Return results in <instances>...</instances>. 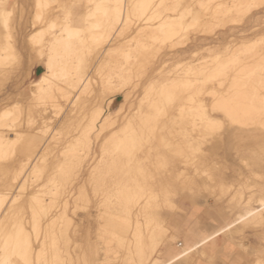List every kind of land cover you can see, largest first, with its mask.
<instances>
[{"label": "bare ground", "instance_id": "1", "mask_svg": "<svg viewBox=\"0 0 264 264\" xmlns=\"http://www.w3.org/2000/svg\"><path fill=\"white\" fill-rule=\"evenodd\" d=\"M92 1H94V11L89 10L85 12L84 21L86 24H89L88 22L96 17L97 21H110L111 18L113 21L118 22V25L120 22V32L125 35L124 32L129 28L128 26L131 23V17L133 15H139L140 19L141 16L146 17L149 15L148 18L146 17L145 25L141 27L142 29H138V31L140 30L138 34L147 36L150 43L152 40V44H154L153 42L157 43V41L158 44H162L164 42L161 40L167 41L171 39L174 32L177 33V31H180L175 30L174 25L177 23L179 25L183 24L182 28L185 27V31L183 29V32H186L188 29L189 32L191 28H193L191 30L196 28L206 31L210 29L212 25L214 27V23L211 25L212 22L218 21L221 25L222 22L226 21V25L228 22L231 24L233 21L236 22L235 19H237V16L240 14L244 15L243 13L247 11L246 9L248 7V13L245 12V14L251 13L253 8L258 4L262 5L260 8L264 5V0H252L251 3L256 4L251 6V8L253 7L252 9L249 6V0H222V2L215 0L218 3H215V1L213 3L212 0H91V2ZM110 1L115 2L117 6L113 11L111 10L112 12L106 9L107 3ZM34 3L36 5L35 7H38V9L45 8V11L47 5L50 4L49 0H34ZM8 4L9 0H0V42L3 41V36L7 37L11 32L8 22L11 18V16L9 18L10 13L7 8ZM179 7H185V11H183L184 9L181 10ZM258 7L255 8L257 9ZM177 8L180 9V12H183V15L177 18L180 19V21L178 20V22H176L177 20L175 18L174 20H176V23L167 21V15L163 18L166 19L165 22L159 24L158 27H153V22L154 25L156 22L152 20L153 16L159 21L161 17L160 13H163L164 10H170L169 12H171L172 9L175 10ZM250 9L251 12L249 11ZM10 12H12V10ZM179 13L177 15H179ZM159 14L160 17L157 16ZM164 15H166V13H164ZM42 16L43 13H38L37 10V21L41 20ZM163 19L161 20L163 21ZM182 19H185V24L182 23ZM161 20L159 22H161ZM218 22H215L216 25ZM99 23H101L100 25H102L103 28L105 27L103 22ZM95 24L98 26L97 22ZM179 25H177L176 28H181V25ZM51 27L55 26L51 25ZM106 27H108L107 24ZM221 27L224 28L225 26ZM216 28H218V25L214 27V30ZM52 29L53 28H51V30ZM97 30L96 28V31ZM108 30L109 29H107L106 33ZM214 30H209L210 32L207 31L205 33H212L213 31L212 34L214 35ZM64 31L66 33L65 36L60 33L61 35L58 34L54 40L48 44L47 48L49 52L47 51L46 54L43 49V47L46 48V45H43L41 48L32 47L36 52V56L34 57L37 60V64L44 65L45 68L40 76L31 83V86H28V99L30 100V102L28 100V104L30 103V106L27 104V107H30V109H27V112L30 111L28 112L30 114L36 113L45 120V118H47L45 114L49 109H58L61 100L69 99L68 95L73 92L71 90L72 92L69 93L70 88L78 89L79 87L80 93L78 97L74 101L72 100V104L68 100L71 104V107L68 108L70 111L77 108V112L78 109L87 110V112L84 111V114L87 113L88 116L85 114L86 117L84 116L83 119L81 117L82 120H80V122L82 123V121H84V125L81 124V128L79 125L77 127L81 130L79 136L71 134L72 137H77L73 138L74 140L71 138L73 142L70 145L68 143L66 151L63 149V157L57 155L62 158L58 159L54 157L55 160L56 158L58 159L56 160L58 163L53 159V164L48 163L45 159L48 149L51 148L50 144H47L45 148H43L39 157L35 154V159L32 158L34 153L38 151L36 147L40 143V139L43 138L42 136H37L38 138L35 137L34 139L32 138L33 140L27 144L28 137L21 136L20 134L22 133H9L0 130V264H167L168 262L165 260L167 255L165 249L170 243L177 242V238L179 237H175L173 232H171L174 228V224L172 226L166 222L165 216L163 215V208L167 206L171 209L178 210L179 213L182 211V208H174L172 204V196L177 191V187H182L187 183H193L196 189L215 194L208 182L210 178L207 180L206 178L198 176L201 159L207 157L206 149L209 151L219 149L220 141L218 137L222 129L225 131L232 129L237 133L246 134L249 141L256 139H262L264 141V133H256L257 131L264 130V49L259 47L260 44L256 43L258 48L255 44L247 43L248 45L250 44L249 47L247 45L243 50L240 47L241 51L239 48L240 45H237L239 49L235 48V50H232V47V49L230 48L229 50L227 48L228 50H225V55L214 56L215 58L213 57L211 61L204 62L189 71L187 70L188 72L186 71L187 73H185V75H181L180 77L175 75L177 77L166 78L158 82H155L156 80L149 81L145 86L144 96L139 100L138 110L135 114L133 113L134 115L132 117L128 118V116H124V118L121 119L123 122L121 126H117L119 129L117 128V131L110 135L109 138H107L108 141L102 145V158L96 163L94 168H92L91 175L90 173L88 174L90 178L88 176L89 180L86 181L90 183L88 184L87 182L91 187L90 191L93 194L94 204L97 206V210L94 209V211H98V214L96 213L97 223L93 228L89 226L81 231L75 221V210L82 207L85 209L88 208L89 210L88 205H91L90 203H92V200L85 190V186V188H81L78 191L77 196H75L73 190L75 188L74 182H76L77 177H79L78 171L81 172L79 168H81V170L83 168L81 165H83V159L85 160L84 156L87 157L85 153L87 151V155H89V152L92 151V146H90L92 133L95 131L101 133L105 129L108 132L107 128L110 127L109 129H111L115 127L118 124V115L124 111L127 105L131 104V101L129 94H126L124 102L122 104L120 103L117 107V113H115L117 115L110 112L107 114L105 113L104 109L106 106L104 108L103 104H106L105 101L107 100L104 101V99L111 97L110 100H113L114 97H112L111 94L114 92L117 85H111L112 83H110L100 88L97 87V82V85H92L93 77L89 76L91 75L89 74V69L92 66L93 60L89 53L91 48L85 46L84 40L80 36L81 33L83 34L82 30L74 28L73 26H67ZM177 34L179 35V33ZM31 35H35V32ZM120 35L121 34H119V36ZM144 35L140 36V40ZM99 36L103 38L104 34L103 36L99 34ZM183 36L185 37V33ZM10 37L12 38V36ZM97 37L92 36V39L90 38L91 40L88 38V40L92 42V45H94V48L95 45L97 46V43L102 40L100 37ZM256 37H254V39ZM35 38L37 37H32V44H29L34 45L33 40H35ZM122 38L125 39L124 36H120V39ZM6 39L8 38L4 40ZM123 39L121 41H124ZM140 40H136V42L138 41L136 46L137 44L140 45L139 42L141 45H147L148 42L146 43L143 38V41ZM256 40H259V38ZM159 41L161 42L159 43ZM244 41H246V39ZM262 41H264V38ZM5 42L3 41L1 45H4ZM171 43L172 42H170V44ZM260 43H262L261 39ZM177 44L178 43H176V45ZM6 45L7 43L4 46ZM141 45L140 48L136 50V56H134L135 50L133 51L134 53L132 56L135 59L129 64L128 62L132 60L131 51L129 53L128 51L124 53L126 50L122 49L125 47L123 44L121 46L122 48H120L122 52H118L122 53L120 55L122 62L120 58H117V60H111V63L110 61L109 64L107 63L110 65L108 66L110 73L112 71L117 72L118 78L120 77V82L121 79L127 80L129 78L128 80H131V74L133 77L137 74V77L140 75L138 73L142 72L143 68L146 67L145 65L150 64L148 61L152 56L151 54L154 55L156 53L155 50L157 49L155 48L154 50V47L157 45H152L153 48H148L145 45L141 47ZM262 45H264V42ZM100 47H98V49ZM3 48H5L7 53L10 50L9 47ZM3 48L1 47V50L4 51ZM84 48H86V50ZM150 48L152 50H150ZM131 50L133 49L131 48ZM153 50L155 53H153ZM115 54L119 55L117 53ZM10 56L13 57V55ZM17 56L18 55H16V57ZM16 57L14 56L12 61H14L13 59ZM110 57L111 55L109 58ZM9 59L10 58H8V61ZM0 60H2V58ZM9 62L11 63V61ZM124 63L125 65L126 63L129 65L128 67L126 65V69H124ZM33 64L34 60H32V66ZM208 64L212 66H208ZM146 71L148 70L143 72ZM134 73L136 74L134 75ZM190 74L191 77H189ZM26 75L28 76V74ZM112 75L113 73L110 74V77ZM107 76L109 77V74H107ZM107 76L106 78H108ZM61 77H63V79ZM110 77L106 82L104 81V84L109 83V79L110 81L113 80V77ZM126 80L122 81L125 82ZM95 87L96 89L98 88V90H96ZM118 90L116 89V92ZM89 94H91V96H89L91 98L87 97ZM19 105L16 106L18 107ZM110 106H108V110H110ZM18 108L19 109L16 108V110H22L20 107ZM4 109L5 108H3V110ZM5 110L3 111L4 114H6ZM16 113H18V111H16ZM75 113L76 111L71 113V115H75ZM82 113L78 112L76 114L81 115ZM4 114L0 116H7ZM18 115L19 114H17V116ZM26 115H28L26 119L28 122L30 116L29 114ZM81 116H83V114ZM37 117L36 115V118ZM72 117L74 118V116H71V118ZM71 118L69 116H67V118L65 117L66 122H62L63 125L66 124L67 127V125H69L67 121L70 120L69 122H71L73 119ZM31 121L32 120H30V122ZM7 122L3 121L2 123L4 125V123ZM75 122L72 124L70 123L71 125L69 126L76 125ZM177 122L179 124L185 123V130L181 127L178 132L177 129L180 128L178 124V128L176 127L177 131L174 133V123ZM77 123L79 124V119ZM20 125H22V122ZM38 125L36 124V126ZM41 125H39V127H42ZM66 127L63 126V129ZM70 127L66 128L68 134L72 133L69 132ZM71 128L70 130L72 131ZM63 129H61V131ZM8 130L10 131V129ZM66 130H64V132ZM45 131L48 132L46 129ZM73 131L74 134H76L75 131L78 132L77 129ZM64 132V135L62 132L61 135L66 138L68 134ZM45 133L46 132L43 134L45 135ZM173 133L175 135L179 133L180 136H185L183 137L185 144L179 142L176 144L174 142L175 135ZM230 133L229 131V134ZM40 134H42V130ZM61 135H59V137H61ZM172 135H174V137H172ZM247 136L245 137L246 139ZM50 137L52 136L50 135ZM67 137L70 139L71 136L69 135ZM58 139L62 140V137ZM67 139H64V143H67ZM50 141L52 142V140ZM60 142L63 143V141ZM61 143L59 144L61 145ZM60 145L58 147H60ZM66 146L64 148H66ZM261 150L259 151L263 152L264 155V143ZM52 152L50 153L51 156L54 155V152L53 154ZM184 153L186 166L182 163L183 161L181 163L178 162L179 158L182 159L179 156H182ZM96 155L98 157V154ZM96 155L94 157H96ZM31 160L33 161L30 164ZM147 160L148 162L153 161V163H151L153 164L152 167L149 166L150 164ZM179 163L180 166L181 164L184 165L182 166L185 168V172L182 169L183 167L181 168L178 166ZM89 169L91 170V167ZM209 174H212L211 179L214 180L215 176L213 172L211 171ZM43 175H47V177L42 179ZM189 176L192 178L197 177V180L189 181ZM78 184L79 182L77 185ZM185 192H187V190ZM261 202L262 210H255L257 216H261L262 212H264V199H262ZM250 210L252 211V209ZM85 211L86 210H84L83 213H85ZM91 217L93 218V215ZM86 218H88L87 214ZM93 221L95 222V220ZM178 245L177 243V246ZM182 246L181 242L180 247ZM188 251L189 250L184 251V256ZM258 261L259 260L256 262ZM210 262V264H215L212 253L210 254Z\"/></svg>", "mask_w": 264, "mask_h": 264}, {"label": "rangeland", "instance_id": "2", "mask_svg": "<svg viewBox=\"0 0 264 264\" xmlns=\"http://www.w3.org/2000/svg\"><path fill=\"white\" fill-rule=\"evenodd\" d=\"M55 1L56 0H49L50 4L47 5L46 11H45V8H41V9L39 8L38 9V7H35L36 5L34 3V0H9V4H8L7 8H8L9 13H10L9 18H10V16L12 18V19L10 18L8 21L9 26H10L9 29L11 28L10 29L11 32H10V35H8L7 37L3 36V38H2L4 42L6 40L8 41V42L7 41L5 42V44L7 43L6 46H4L5 44L1 45L3 43V41L0 42V54H1L0 59L2 58V60H3V61L0 60V62L2 61L1 62L2 64L4 62H6L3 65L0 63V79H1L0 80V115H3L4 114L3 111L7 108L5 110L6 114H4L7 116H0V130L4 131V132H9V133L10 132L11 133L18 132L19 134L22 133V134H20L21 136L28 137L27 138V140H28L27 144H29L31 142V140H33L35 137L42 136L43 138L40 139V143L36 147L37 148L36 150H38V151H36V152L34 151L35 153L32 157L34 159H35V154L38 157L40 156V154H41L40 152H42L43 148H45V146L47 144L51 145V148H49V149L50 150L52 149L54 152V155L51 156L50 153L52 152V150L50 152V150L48 149V152L46 153V156H45V159L48 163L53 164L54 160H55L54 157H57L58 159L63 157L62 153L64 152V150L66 151V149L68 148V143L70 145L74 140L73 138H76L77 136H79L80 131H81V130H79L81 128L80 125L81 124L84 125V121H82V123H81L80 120H82L83 117L85 116V114H87V113L84 114V111L87 112V110L78 109L79 113L83 112L82 113L83 116H81L82 114L81 115L79 114L80 117L78 114H76V113H78L77 108L74 110H71V111L69 110V108L71 107V104H72L71 102H73L78 97V94L80 93L79 87H78V89L77 88H70L69 93H71L72 91L73 92L68 95L69 99L61 100L60 107H59L60 109L59 108L55 109V110L52 108L49 109L47 111V113L45 114V117H47V118H45V120L40 115H38L36 113L30 114V113H28L30 111L27 112V109H30V107L29 108L27 107L28 105L30 106V103L28 104L29 87L31 86V83L36 78H38L40 76V74L44 71V68H45L44 65H38L37 64V60L34 57V56H36V52L32 49V47L33 48H36V47L41 48L43 45H46V48L43 47L45 54H46V52L48 51V48H47L48 44L50 42H52L58 34L59 35L62 34L64 36L66 35L64 30L66 29L67 26H73L74 28L82 30L83 34L81 33L80 36L84 40L85 46H87V48L88 47L91 48L89 53H90V56L93 60H92V66L89 69V74H91L89 76L93 77V82H92L93 84L92 85L94 86V85L100 84L99 86L97 85V87H99V88L103 85L110 84V83H112L111 85H115V86L117 85L114 92L111 94V96L114 97L113 100H110L111 97H107L104 99V101L107 100V101H105L106 104H103L104 108L106 106V108L104 109L105 113L106 114L109 112L114 113V114L117 113L116 112L117 107L119 106L120 103L122 104L124 102L126 94H129L130 101L132 104V106H131V104L127 105V107L124 109V111L118 115L117 119H118L119 125L115 124L116 125V126L114 125L115 127L111 128V129H109L110 127L107 128L108 132L106 129H105L106 131L104 130L106 132V135H105L104 131H102L101 133H99L97 131L92 133L91 143H90V146H92V148H91L92 151L91 152L88 151L89 155H87V151L85 153V155L87 157L84 156L85 160L83 159V162H82L83 165H81V167H83V168H82V170H81V168H79V170L81 172L78 171V173L80 175L77 173L79 177H77V179H76L77 181L74 182L75 188L73 190V193L75 194V196H77L78 191L81 188L86 187L85 190L88 192V194L90 195V199L92 200L91 201L92 203H90L91 205H88L89 210H88V208L85 209L84 207L78 208L77 210H75L76 211V215H75L76 224H78V228L81 231H83L86 228H88L89 226H90V228H93L96 225V223H97V220H96L97 216L96 215L98 214V211H94V209H96L97 206L94 204V201H93L94 198L92 196L93 194L90 191L91 187L88 185L90 183L88 181H86V180H89V178H90V176L88 174L90 173V175H91L92 168H94L96 163L102 158L101 157L102 156V145H103V143L108 141L107 138H109L110 135H112L114 132L117 131V128H118L117 126H121V123L123 122V120H121V119H123L124 116L125 117L128 116V118L132 117L136 113V111L138 110L139 100H141V98L144 96V89H145V86L147 85V83L149 81H155L156 80L155 82H158V81H163L166 78H175L177 76L180 77L181 75H185V73H187L190 69L197 67V66L203 64L204 62L211 61L214 56L216 57L217 55H219V56L225 55L226 51L228 49L230 50V48L232 49V47H233L232 50H235V48L239 49L240 47L243 50V48L247 47V45H248L247 43H252L255 45L257 43V44H260L259 47L264 49V45H262L264 42V41H262V39L264 38V5H263V7L260 8V6H262V5L258 4L257 6H255V7L259 6L257 9L255 7L254 8L252 7L253 11L251 12V9H252L251 6L256 5V4L255 3L252 4L251 3L252 0H249L250 1L249 6L251 8L249 11L251 13L245 14V12L248 13V8H249L248 7L246 9L247 11H245V10H244L245 12L243 11L244 12L243 14L246 16L240 14L239 16L236 17L237 18V19H235L236 22L233 21L230 24L227 21L228 24L226 25L225 24L226 21H225V22H222V24L220 25L218 21H215V22H218L217 25L219 28V29L216 28L215 29L216 31L214 30V27L217 26L215 22L211 23V25L214 23V27H213V25L212 26L210 25L211 26L210 29H208L206 31L204 29H201V28H200L201 30H198L196 28L194 30H191V29H193V28H191L189 32H188L189 29L186 31L187 33L183 32V29L185 31V27L182 28L183 24L182 25L180 24L182 30H181V28H176L177 25H179L177 23L174 25V27H175V30H180L179 32L177 31V33H179L180 36L176 32H174L173 36L171 38L172 40L171 39H169L167 41L161 40L162 42H164V43H162L164 45H162L160 43L161 41H159L160 44H158V41H157V43L153 42L154 44H152V40L150 43V41H148V37L145 36L144 34H142L144 36L141 37V40L143 38L146 41V43L148 42L147 45L146 44H142V45H145L148 48L149 47L153 48L152 45L155 46L158 44L156 47H154V50L156 48L157 50H155V52L157 53L159 51L158 52L159 54L158 53L156 54L153 50V53H155L156 55L154 54L155 55L154 56L153 54H151L152 55L151 57H153L154 59L150 57V59L148 61L150 64L148 65L147 64L148 62H147L146 63L147 65H145L146 67L143 68V71H145V70H148V71H146V72L142 71V72L138 73L140 75H138L137 77H136V75H137L136 73H134V75L136 74L134 77L131 74V77H132L131 80H128L129 78L127 77L128 78L127 80L121 79V82H122L121 83L119 80L120 77L118 78L117 72L112 71L110 73L109 68H108V66H110V65H108L109 61L111 63L112 62L111 60H115V59L117 60V58L118 59L120 58V55L122 53H118V52H120V51L122 52V50L120 49V48H122L121 47L122 44H123V46L125 45V47H124L125 49L122 48L123 50H126L124 53H127V51L129 53L131 51L130 52L131 56L134 52H135L134 56H136V50H137V48L139 49L140 45H141V43L139 42L140 45L137 44V46H136V43H138V41L136 42V40H138V39L140 40V36H142L141 34H138V33H140V30L138 31V29H140L141 27H143V25H145L144 23H145L146 17L148 18L149 15H147L146 17L141 16V19H140L139 15H137V14L133 15L131 17V23L128 26L129 28L127 27L128 29H126V31H125L126 33L124 32L125 35H123L120 32V28H121L120 22L118 25V22L113 21V19H111V18H110V21L109 20L108 21H101V20L97 21V19H96L97 17H96V18H93L92 20H90V22H88L89 24H86V22L84 21V14L86 11H89V10L94 11L93 10V8H94L93 2L94 1H92V2H91V0H59V1L57 0L56 2ZM212 1L214 3L215 0H212ZM217 1L222 2V0H217ZM217 1H215V3H218ZM13 5H14V7H13ZM116 7L117 6L115 5V2L110 1L109 3H107L106 9H107V11L110 12L111 10L113 11ZM195 7H196V5H195ZM179 8H181V7H179ZM177 9H175V10L172 9L171 12H169L170 10H164L163 13H160L162 18L160 17V14L157 15L158 17H160L159 21L161 19H163L164 17H166L167 15H168L166 17L167 21H172L174 23L178 22V20L180 21V19H177V18L178 17L180 18V15H183V12H180V9H178V11L181 13L180 14L177 11ZM11 10H12V12H10ZM37 10H38V13L39 12L43 13L42 19L39 21H37V19H36ZM181 10L185 11V7H182ZM167 11H168V14H167ZM177 12L179 13V15H177L178 14ZM164 13H166V15H164ZM241 15L244 17H242ZM240 17H241V20H240ZM174 18L177 21L174 20ZM155 19H156V17L153 16L152 20L156 21L155 25H154V22L152 24L154 28H155V26L158 27L159 24L166 21V19H163V21L161 20V22H159L158 19H156V20ZM77 21H78V23H76ZM96 22L98 23V26L95 24ZM99 22H103L105 24L104 28H106V29H104L102 27V25H100L101 23H99ZM182 23L185 24V19L183 20ZM238 23H240V24H238ZM106 24L108 27H106ZM146 24H148V23H146ZM149 24H150V22H149ZM51 25H53L55 27H51ZM221 26H225V27L222 28ZM51 28H53V29L51 30ZM96 28L98 29L97 31H96ZM107 29H109V30L106 33ZM209 30H214V35L212 34L213 31H212V33H205ZM195 31H197V32H195ZM34 32H35V35L32 36L31 34H34ZM181 33H182V35H181ZM184 33H185V37L183 36ZM204 33L208 34V35H205ZM99 34L102 36L104 34L105 39H104V36L102 38L99 36ZM108 34H109V36H108ZM119 34H121L120 36L125 37V39L122 38L124 41H121L122 39H120ZM209 34H212V35H209ZM30 35L32 37H34V36L37 37V38H35V40H33L34 45H31L32 44V42H31L32 37ZM97 35H98V37H97ZM10 36H12L13 39ZM92 36L97 37V38L100 37L102 39L101 40L102 42L99 39L100 42L97 43V46L95 45V48H94V45H92V42L89 41L92 39L91 38ZM107 36H108V38H107ZM256 36H258V37H256ZM30 37H31V41H30ZM240 37H241V39H240ZM254 37H256V38L254 39ZM5 38H8V39L4 40ZM88 38H89V40H88ZM235 38H236V40H235ZM258 38H259V40H256ZM245 39H246V41H244ZM260 39H261L262 43H260ZM149 40H150V38H149ZM0 41H1V38H0ZM145 41H144V43H145ZM236 41H239V42L241 41L242 43H244V42L245 43L242 44L241 42L239 43ZM170 42H172V43L170 44ZM29 43H31V44H29ZM102 43H103V45H102ZM176 43L180 44L181 46L177 44L178 45V47H177ZM236 43H238V44H236ZM126 44H127V46H130L133 50H131L130 47H127ZM241 44H242V46H241ZM142 45H141V47H143ZM182 45H183V47H182ZM237 45L238 46L240 45L239 48ZM249 45H248V47H249ZM1 47L2 48L3 47H6V48L9 47L10 50L8 51V49H7V51H8V53H7L5 48H3L5 51L4 52L3 50H1ZM98 47H100V48L98 49ZM109 47L112 49H110ZM151 48H150V50H152ZM241 48H240V50H241ZM84 49L86 50V48H84ZM240 50H237V51H240ZM107 52H109V53H107ZM13 53L18 55L17 56L18 59H17L16 55H14ZM95 53H97L98 55ZM113 53H114V55H113ZM115 53H117L119 55H116ZM10 55H13V57ZM19 55H20V58H19ZM108 55L109 56L111 55V57H113V58L115 57V58L114 59L111 57L109 58ZM157 55H159V56H157ZM8 56H10V57H8ZM14 56L16 57L15 59H17V60L13 59L14 61H12V58H14ZM7 57L10 58L9 61H11L12 64L8 61ZM103 57H105V58H103ZM155 57H156V59H155ZM131 58H132V60L130 59L131 61H129L128 64L135 59L133 56ZM32 60H34L33 66H32ZM120 60H121V58H120ZM121 62H122V60H121ZM29 63L31 64V66ZM126 65H127V63H126ZM126 65L124 63V65H123V66H125L124 69H126ZM188 65H189V67H188ZM128 66L129 65H127V67ZM208 66H212V65L208 64ZM100 67H101V69H100ZM112 73L114 76L112 75L110 77V74H112ZM26 74H28V76ZM107 74H109L110 78L113 77L112 78L113 80L110 81V79H109V83L104 84V81L106 82L107 79L109 78L107 76ZM105 75L108 78H106ZM175 75H177V76H175ZM152 76L153 77L156 76V77L153 78ZM189 77H191V74L189 75ZM192 77L194 78L193 75H192ZM61 78L63 79V77H61ZM102 78L105 80H103ZM2 79H4V80H2ZM122 80L123 81L126 80V81L123 82ZM94 82H95V84H94ZM96 82H97V84H96ZM99 82H101V83H99ZM120 88H122V89H120ZM95 89H96V87H95ZM116 89L117 90L120 89V90H118L116 92ZM96 90H98V88ZM74 92H75V94H74ZM89 96H91V94H89L87 97H89ZM89 98H91V97H89ZM68 100L71 104L68 102ZM22 102H24V103H22ZM29 102H30V100H29ZM108 102H110L111 104ZM12 105H14V106L19 105L18 107H20L22 110H20V111L16 110V108L17 109H19V108L17 106L14 107ZM107 105L108 106L111 105L109 107L110 110H108ZM4 106H6V107H4ZM86 106H87V104H86ZM3 108H5V109L3 110ZM16 111H18V113H16ZM73 111L74 112L76 111L75 115L74 114L71 115V113H74ZM21 112L22 113L24 112V113L22 114ZM20 113H21V116H20ZM17 114H19V115L17 116ZM26 114H29V116H30L28 122L26 120L28 118V115H26ZM125 114H128V115H125ZM36 115L39 118L38 117L36 118ZM115 115H117V114H115ZM48 116H49V118H48ZM67 116H69L70 118H71V116H74V118L77 120H75L72 117L73 118V119L71 118L72 121L69 122L70 121L69 120L67 122L69 123V125H71L72 123H74L76 121L75 123L77 126L74 124L71 126L72 127L71 128L69 125H67V127H66V124L63 125L62 122H64V123L66 122L65 117L67 118ZM87 116H88V114H87ZM3 117H5V118H3ZM17 117L19 119L21 117V119L19 120ZM81 117H82V119H81ZM2 118H3V120H2ZM78 119H79V124L77 123ZM30 120H32V121L35 120L37 122H35V121L30 122ZM85 120H86V118H85ZM3 121L4 122L8 121V122L4 123V125H3V123H2ZM21 122H22L23 126L20 125ZM44 122H45V124H44ZM38 123H39V125L42 124L41 125L42 127H39ZM5 124L8 127H6ZM25 124H27V125H25ZM36 124L38 126H36ZM178 124H179L178 122L174 123V125H175L174 133L177 130L179 132L181 127L183 130H185V123L179 124L180 128H178ZM43 125H44V127H43ZM78 125L80 128H77ZM63 126L66 128L70 127L72 129V131L69 128V132H72V133L68 134V132H67L68 130H66V128L63 129ZM225 126H226V124H225ZM48 127H50L51 129ZM55 127H56V129H55ZM8 129H10V131ZM45 129L48 130V132L45 131ZM61 129H63V130L61 131ZM75 129L78 130V132L75 131L76 134H74V131H73ZM22 130H23V132H22ZM41 130H42V134H40ZM57 130L59 132L61 131L62 134H63L64 130H66L64 133L68 134L67 136L70 135L71 136L70 139H69V137L66 136V134H65L66 138L63 136L64 134L61 135V132L59 134V132ZM229 131L231 132L230 134H229ZM229 131H225L222 129V131L220 132V136L218 137V140L220 141L219 149H217L215 151H209L206 149L207 157L201 159L199 170H198V176L199 177L206 178L207 180L210 178V180H208V182H209L211 189L215 192V194L208 193L207 191H201V189H196L195 184L193 185V183L192 184L187 183L189 185L184 184L182 187L178 186L177 191L172 196V200H173L172 204L174 205V208H176V207L182 208V211H180V213H179L178 210L171 209L167 206H165L163 208V210H164L163 215L165 216L164 218L166 219V222L168 224H171L172 226L174 224V226H173L174 228L171 230V232H173L175 237H179V238H177V242L170 243L169 246L165 249V252L167 253L165 260L168 262L167 264H199V263L200 264H210L211 263L210 262V254L211 253L213 256L214 263H215L216 257H217V252L219 251V249L225 245H228V244H231L233 247L230 248V250H229L230 256H228L229 258L227 257L228 258L226 260L227 264H257V263L258 264H260V263L264 264V212H262L261 216H257V214L255 212L256 209L262 210L261 200L264 199V155H263V152H261L262 151L261 147L263 146L264 141L262 139H259V140L256 139V140L249 141V138L246 134L237 133L235 130H232V129H230ZM44 132H46L45 135L43 134ZM56 133H58V134H56ZM256 133L257 134H263L264 130L263 131H257ZM71 134L77 135V136L72 137ZM177 134L179 135V133H176V135L174 134L175 137H174V135H172V137L175 138L174 142L176 144H178V142L185 144V142H184L185 140H183V137H185V136H180V135L178 136ZM50 135L54 138L50 137ZM59 135H61L62 140L58 139V138H61V137H59ZM104 135H105V137H104ZM228 135H229V137H228ZM246 136H247V139L245 138ZM71 138L73 139L72 141H71ZM64 139H67V141H66L67 143H64V141H65ZM105 139H106V141H105ZM50 140H52V142ZM68 140H69V142H68ZM60 141H63V143L65 145L63 143H61ZM262 141H263V143H262ZM58 142L61 143V145ZM51 143L52 144L54 143L53 145H55V146H53ZM57 143L60 145V147H58L59 145ZM66 144H67V146H66ZM62 145H64V146H62ZM65 146H66V148H64ZM58 149H59V153H58ZM259 150H261V151H259ZM53 152H52V154H53ZM96 154H98V157ZM57 155H61L62 157L57 156ZM95 155H96V157H94ZM253 156H255V157H253ZM179 157H181L182 159L179 158L178 162L181 163L183 161L182 163L185 164V153ZM57 158H56V160H58ZM56 160H55V162H57ZM32 161L33 160H31L30 164L32 163ZM93 161L95 164L93 163ZM147 162H148V160H147ZM178 162H177V164H178ZM148 163L147 164L149 166H151V167L153 166V164H151V163H153V161L148 162ZM180 163L178 166L182 168L184 165L181 164V166H180ZM185 166H186V164H185ZM187 166H189V165H187ZM90 167H91V170L89 169ZM189 168H191V167H189ZM182 169L185 172V168L183 167ZM211 171L213 172V174L215 176L214 180L211 179L212 174H209ZM82 174H83V176H82ZM88 176H89V178H88ZM42 177H43L42 179H45L47 177V175H43ZM258 177H259V179H258ZM260 178H261V180H260ZM190 180L195 181V180H197V177L192 178L189 176V181ZM78 182H79V184L77 185ZM87 182H88V184H87ZM184 190L185 191L187 190V192H185ZM197 190H199V191H197ZM191 193L193 194V197H192ZM182 194H183V196H182ZM80 209L82 212L80 211ZM250 209H252V211ZM84 210H86L88 212L85 211V213H83ZM86 214H87L88 218L90 217L89 219L86 218ZM92 215H93V218L91 217ZM85 219H86V221H85ZM93 220H95V222ZM87 222H89V223H87ZM91 225H93V226H91ZM179 235H181V236H179ZM181 242L183 245L182 247H180ZM177 243L179 244L178 246H177ZM186 250H189V251L187 253H185V256H184V251H186ZM231 254H232V256H231ZM236 254H238V255L240 254L242 256L239 258H236V256H235ZM230 257H232V258L230 259ZM257 260H259V261L256 262ZM217 263L218 264H224V263H222L221 260H218Z\"/></svg>", "mask_w": 264, "mask_h": 264}, {"label": "crops", "instance_id": "3", "mask_svg": "<svg viewBox=\"0 0 264 264\" xmlns=\"http://www.w3.org/2000/svg\"><path fill=\"white\" fill-rule=\"evenodd\" d=\"M84 20H85V15H84ZM76 23H78V21L76 22ZM233 246L231 245V244H228V245H225V246H223L222 248H220L219 249V251H218V253H217V257H216V262H215V264H218L217 263V261L218 260H221L222 261V263H224V264H227V262H226V260L229 258L228 256H230L229 254V250H230V248H232ZM227 254H228V256H227ZM225 256H226V258H225ZM231 256H232V254H231ZM236 256V258H239V257H241L242 255H238V254H236L235 255ZM228 257V258H227ZM232 257H230V259H231ZM234 258V257H233ZM226 259V260H225ZM226 262V263H225Z\"/></svg>", "mask_w": 264, "mask_h": 264}]
</instances>
